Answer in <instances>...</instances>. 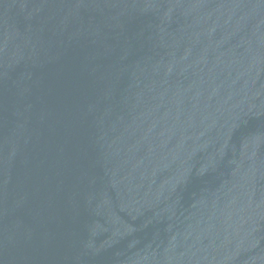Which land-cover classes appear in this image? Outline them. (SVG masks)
<instances>
[{"label":"water","instance_id":"95a60500","mask_svg":"<svg viewBox=\"0 0 264 264\" xmlns=\"http://www.w3.org/2000/svg\"><path fill=\"white\" fill-rule=\"evenodd\" d=\"M0 264H264V0H0Z\"/></svg>","mask_w":264,"mask_h":264}]
</instances>
